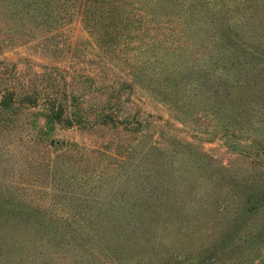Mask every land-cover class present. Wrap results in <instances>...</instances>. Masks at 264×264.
Masks as SVG:
<instances>
[{
    "label": "rangeland",
    "instance_id": "374dc122",
    "mask_svg": "<svg viewBox=\"0 0 264 264\" xmlns=\"http://www.w3.org/2000/svg\"><path fill=\"white\" fill-rule=\"evenodd\" d=\"M165 2L0 21V264H264V0Z\"/></svg>",
    "mask_w": 264,
    "mask_h": 264
},
{
    "label": "trees",
    "instance_id": "16d2710c",
    "mask_svg": "<svg viewBox=\"0 0 264 264\" xmlns=\"http://www.w3.org/2000/svg\"><path fill=\"white\" fill-rule=\"evenodd\" d=\"M164 4L170 6L171 15L191 18L192 25H198L203 21L199 13L197 15L192 13L193 10L187 5L186 0H166ZM133 6V0H0V21H11V25L18 26L24 25L23 20L28 24L34 23L36 26L58 24L69 16V8H77L85 27L90 32L95 31L99 41L108 45L129 37L132 29L140 23L135 18ZM182 8L184 11L181 15L179 10ZM60 12L64 15H60ZM186 14L191 15L184 16ZM260 21L263 25L261 31H255L253 26L248 27L242 36L259 40L264 38V15ZM209 23L212 24L213 20ZM62 113L63 105L61 104L50 110V115L58 120ZM58 122L62 127L73 123L72 119L68 118H62Z\"/></svg>",
    "mask_w": 264,
    "mask_h": 264
}]
</instances>
